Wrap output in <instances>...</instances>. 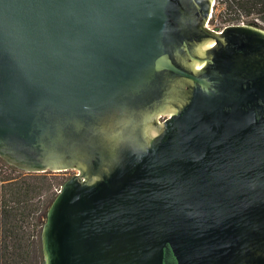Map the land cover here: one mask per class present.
Returning <instances> with one entry per match:
<instances>
[{"label": "water", "instance_id": "1", "mask_svg": "<svg viewBox=\"0 0 264 264\" xmlns=\"http://www.w3.org/2000/svg\"><path fill=\"white\" fill-rule=\"evenodd\" d=\"M213 1L0 0V158L76 171L43 264H264V31Z\"/></svg>", "mask_w": 264, "mask_h": 264}, {"label": "trees", "instance_id": "2", "mask_svg": "<svg viewBox=\"0 0 264 264\" xmlns=\"http://www.w3.org/2000/svg\"><path fill=\"white\" fill-rule=\"evenodd\" d=\"M221 4L225 12L239 10L246 16L257 15L264 21V0H222ZM46 188L45 175L10 173L5 177L0 264H33L42 253L41 230L44 218L42 222L38 221L37 213L41 207L39 197ZM35 230L37 235L33 236Z\"/></svg>", "mask_w": 264, "mask_h": 264}, {"label": "rangeland", "instance_id": "3", "mask_svg": "<svg viewBox=\"0 0 264 264\" xmlns=\"http://www.w3.org/2000/svg\"><path fill=\"white\" fill-rule=\"evenodd\" d=\"M222 0H214V5L212 6V16L209 25L211 27L223 28V26L229 25H253L257 28L264 31V21L259 18L257 15H248L246 16L244 13L239 10L225 12L224 8L221 4ZM162 120V119H160ZM12 175H25L26 172L20 171L18 169H12ZM38 175H45L47 188L42 192L39 197L40 202V211L37 213L38 221H43L45 219V215L48 207L51 202L54 200L58 192L61 190L63 184L69 180L73 175L76 174L75 170H66L62 172H46V173H36ZM44 224V223H43ZM33 236L37 235V232L33 233ZM34 242L37 243L35 237ZM37 248V244H35ZM37 254V253H36ZM33 264H43V256L40 252V255L36 258Z\"/></svg>", "mask_w": 264, "mask_h": 264}, {"label": "built area", "instance_id": "4", "mask_svg": "<svg viewBox=\"0 0 264 264\" xmlns=\"http://www.w3.org/2000/svg\"><path fill=\"white\" fill-rule=\"evenodd\" d=\"M214 5V1L212 3V6ZM212 14V10L210 12V15L208 17V21L206 22V27L214 32L217 33H221L226 27L228 26H223V28H216V27H211L209 25L210 20H211V15ZM243 25V23H241ZM229 26H233V25H229ZM12 169H15L14 167L10 166L9 164H7L4 160H2L0 158V229H1V220H2V211H3V202H4V198H3V187L5 184V177L11 173Z\"/></svg>", "mask_w": 264, "mask_h": 264}, {"label": "snow or ice", "instance_id": "5", "mask_svg": "<svg viewBox=\"0 0 264 264\" xmlns=\"http://www.w3.org/2000/svg\"><path fill=\"white\" fill-rule=\"evenodd\" d=\"M211 46V45H210Z\"/></svg>", "mask_w": 264, "mask_h": 264}]
</instances>
